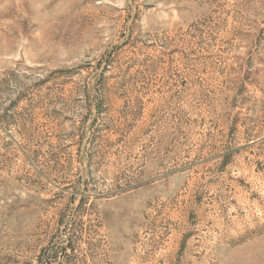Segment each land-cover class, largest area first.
<instances>
[{"label": "rangeland", "instance_id": "374dc122", "mask_svg": "<svg viewBox=\"0 0 264 264\" xmlns=\"http://www.w3.org/2000/svg\"><path fill=\"white\" fill-rule=\"evenodd\" d=\"M0 264H264V0H0Z\"/></svg>", "mask_w": 264, "mask_h": 264}]
</instances>
